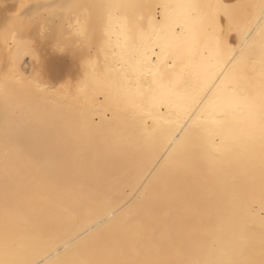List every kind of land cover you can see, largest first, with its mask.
Wrapping results in <instances>:
<instances>
[{"label":"bare ground","instance_id":"1","mask_svg":"<svg viewBox=\"0 0 264 264\" xmlns=\"http://www.w3.org/2000/svg\"><path fill=\"white\" fill-rule=\"evenodd\" d=\"M0 264H264V0H0Z\"/></svg>","mask_w":264,"mask_h":264}]
</instances>
